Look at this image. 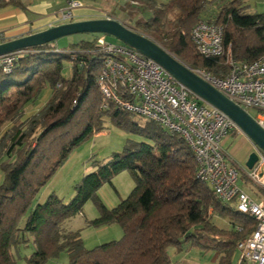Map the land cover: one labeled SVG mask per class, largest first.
I'll return each mask as SVG.
<instances>
[{
	"label": "trees",
	"instance_id": "obj_1",
	"mask_svg": "<svg viewBox=\"0 0 264 264\" xmlns=\"http://www.w3.org/2000/svg\"><path fill=\"white\" fill-rule=\"evenodd\" d=\"M214 2L221 6L218 15L204 19ZM5 6L25 9L20 0H0V7ZM142 7L150 17L128 28L191 69L217 78L228 74L221 59L196 52L190 32L199 20L222 27L223 43L236 61L252 63L264 53V14H246L241 0H168L159 7L143 0ZM91 36L62 50L54 43L24 50L10 73L0 69V264H16V250L28 246L32 253L26 264H47L61 253L67 264H171L168 249L184 247L215 252L217 264H231L237 244L255 230L254 218L219 201L197 178L192 153L178 134L149 120L139 124L133 113L102 96L98 78L104 57L96 45L99 35ZM64 61L72 63L69 78L62 76ZM46 87L50 95L44 106L21 121L27 105ZM106 121L142 140L130 141L106 164L95 163L69 202L50 194L39 203L40 190L56 170L88 138L103 133ZM123 171L132 176L134 188L108 208L97 192ZM88 201L98 211L88 225L117 224L120 240L86 249L80 231L63 228ZM213 216L233 228H218Z\"/></svg>",
	"mask_w": 264,
	"mask_h": 264
},
{
	"label": "built area",
	"instance_id": "obj_2",
	"mask_svg": "<svg viewBox=\"0 0 264 264\" xmlns=\"http://www.w3.org/2000/svg\"><path fill=\"white\" fill-rule=\"evenodd\" d=\"M82 6L79 1L68 0L60 13L61 21L70 22L74 11ZM190 40L203 58L221 59L228 74L217 78L206 70L192 71L264 130V53L252 63L236 61L230 46L223 43L222 27L206 20L196 23ZM96 45L104 57L98 78L102 96L120 110L152 121L183 139L196 164L197 178L219 201L254 218L255 230L237 244L239 264H264V201L254 200L237 184L238 169L229 163L222 147L230 132H240L237 125L221 111L201 102L154 61L123 44L108 43L104 35L96 38ZM22 52L1 56L2 72L10 73ZM255 151L257 162L252 169L246 168L245 177L264 191V153Z\"/></svg>",
	"mask_w": 264,
	"mask_h": 264
},
{
	"label": "rangeland",
	"instance_id": "obj_3",
	"mask_svg": "<svg viewBox=\"0 0 264 264\" xmlns=\"http://www.w3.org/2000/svg\"><path fill=\"white\" fill-rule=\"evenodd\" d=\"M98 1L100 3L101 1H104L105 4L101 3V5L98 6L103 7L102 12H105V15H115L120 21L131 26H136L137 23L150 17L151 14L142 7V4L134 5L128 2L125 5L122 3L118 6V4L114 3L115 0ZM156 1L166 3L167 0ZM223 1L224 3H228L234 0ZM241 2L242 6L245 8L246 14H264V0H241ZM220 8L221 6L217 2L211 4L206 11V17L204 19H214L218 15ZM91 37L90 34L73 35L61 38L54 44L58 49L62 50L68 48L71 44H76L82 40H89ZM105 39L111 44H122L111 36H105ZM71 71L72 63L64 61L62 76L64 78H69ZM48 98L49 89L46 87L33 104L27 105L26 112L24 111L21 121H24L25 118H27V111L29 112L32 108L36 109L35 107H38V110L41 109ZM250 114H252V112H250ZM130 116L139 124H144L147 121V119L135 114H131ZM10 127L11 125L9 124L4 130ZM237 132L232 131L223 139V150L228 157L229 163L238 169L239 177L237 184L252 197L260 195V198L264 199L263 189L254 185L245 177V173L247 172L245 164L248 160V156L246 158L244 155L247 154V145L240 141ZM141 140L142 138L138 135L123 131L112 125L109 121H106L104 134H97L88 138L78 148L72 151L63 165L56 170L47 184L40 190L37 197L40 200L45 201L50 194H54L63 202H69L75 195L76 185H78L87 174L95 171V163L106 164L114 154L122 152L130 141L139 142ZM251 153L252 152H250L249 155ZM0 175L1 183L2 174L0 173ZM134 185L135 183L130 173L128 171H123L117 174L110 183L104 184L98 190L97 195L106 207L112 208L129 195L134 188ZM97 217L98 211L95 204L92 201H88L83 206L80 214L75 215L64 222L63 228L66 231H80L81 239L86 249H93L101 244L121 239L123 233L120 226L117 224L105 225L98 228L88 225L90 221ZM211 221L218 226V228L224 230H231L233 228L228 220L219 218L218 216H213ZM31 253L32 249L30 246L17 249L15 253L16 264H26V258ZM214 255L215 252H209L204 264H210L211 258ZM67 262L68 259L66 254L61 253L56 260H51L47 262V264H67ZM239 263L240 253L235 249L231 257V264Z\"/></svg>",
	"mask_w": 264,
	"mask_h": 264
},
{
	"label": "water",
	"instance_id": "obj_4",
	"mask_svg": "<svg viewBox=\"0 0 264 264\" xmlns=\"http://www.w3.org/2000/svg\"><path fill=\"white\" fill-rule=\"evenodd\" d=\"M80 34L114 37L128 48L154 61L201 102L224 113L237 125L240 132L250 140L255 149L264 153V130L257 125L249 114L234 105L211 85L202 80L176 56L169 53L150 38L131 30L114 19L70 22L51 27L36 34L1 43L0 57L10 53L42 47L55 43L61 38ZM257 159L256 151L252 152L248 157L245 167L248 170L252 169Z\"/></svg>",
	"mask_w": 264,
	"mask_h": 264
},
{
	"label": "crops",
	"instance_id": "obj_5",
	"mask_svg": "<svg viewBox=\"0 0 264 264\" xmlns=\"http://www.w3.org/2000/svg\"><path fill=\"white\" fill-rule=\"evenodd\" d=\"M20 1L25 8L24 10L15 6L0 7V44L22 37H26L32 34H36L45 31L51 27L59 26L70 22L96 20L109 17L120 22L125 26H128L127 23L120 21L115 15H105L106 13L102 12L103 7L98 5H101V3H104V1H101L100 3L98 0H76L81 2L83 6L74 11L73 19L70 22H62L60 18V13L65 8L68 0ZM153 1L157 7L162 4H165L160 3L156 0ZM128 2L134 5H139L143 3V0H115L114 3L118 4L119 6L122 3L123 5H125ZM35 108L36 109L32 108L29 112L27 111V118L33 116L38 111V107ZM100 134H104V132ZM237 134L239 135L240 141L242 143H246L247 145V154L244 155V157L247 158V156L249 157L250 152L255 151V146L241 132H237ZM252 198L256 201H264V199L260 198V195H257L256 197ZM37 201L39 203L44 202L40 199ZM168 253L170 256L171 264H204L208 254H204L197 249H190L187 247H184L181 250H178L176 248H169ZM217 259L218 254L215 253V255L211 258L210 264H217Z\"/></svg>",
	"mask_w": 264,
	"mask_h": 264
}]
</instances>
